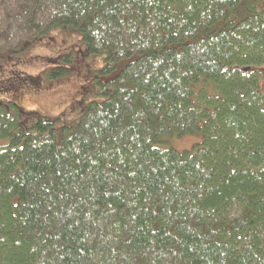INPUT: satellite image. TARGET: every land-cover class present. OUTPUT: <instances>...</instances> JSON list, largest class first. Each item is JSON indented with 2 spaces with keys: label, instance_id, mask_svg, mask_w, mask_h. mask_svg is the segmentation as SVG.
<instances>
[{
  "label": "trees",
  "instance_id": "obj_1",
  "mask_svg": "<svg viewBox=\"0 0 264 264\" xmlns=\"http://www.w3.org/2000/svg\"><path fill=\"white\" fill-rule=\"evenodd\" d=\"M56 29L107 78L72 125L0 103V264H264V0H0V59Z\"/></svg>",
  "mask_w": 264,
  "mask_h": 264
},
{
  "label": "rangeland",
  "instance_id": "obj_2",
  "mask_svg": "<svg viewBox=\"0 0 264 264\" xmlns=\"http://www.w3.org/2000/svg\"><path fill=\"white\" fill-rule=\"evenodd\" d=\"M62 30H52L20 54L0 59V103H12L23 111L19 121L24 129L32 127L39 117L57 119L59 126L75 124L95 98L96 78L106 81L105 55L89 54L79 33ZM58 68L69 70V77L50 83ZM200 139L199 135L172 138L169 147L182 152Z\"/></svg>",
  "mask_w": 264,
  "mask_h": 264
},
{
  "label": "water",
  "instance_id": "obj_3",
  "mask_svg": "<svg viewBox=\"0 0 264 264\" xmlns=\"http://www.w3.org/2000/svg\"><path fill=\"white\" fill-rule=\"evenodd\" d=\"M243 73H247V72H249V68H243V69H240Z\"/></svg>",
  "mask_w": 264,
  "mask_h": 264
}]
</instances>
